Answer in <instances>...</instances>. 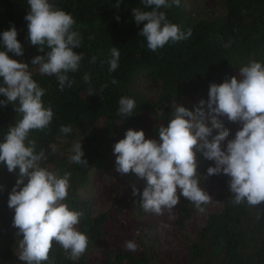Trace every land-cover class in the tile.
<instances>
[{
	"label": "trees",
	"instance_id": "trees-1",
	"mask_svg": "<svg viewBox=\"0 0 264 264\" xmlns=\"http://www.w3.org/2000/svg\"><path fill=\"white\" fill-rule=\"evenodd\" d=\"M50 2L73 16L76 21L73 30L81 34V46L74 51L82 53L83 59L79 70L69 73L75 81L73 86H65L63 91L59 90L54 76H42L38 66L31 65L32 58L43 53L28 39V22L24 19L28 12L27 0H0V33L15 25L17 39L23 47L22 56L11 52L8 55L29 64L33 79L45 89L44 107L51 106L54 113L50 125L44 130H31L28 140L35 142L36 152L45 150L47 160L42 161L41 166L58 170L61 176L71 173L65 203L71 210L83 213L77 228L89 240L86 252L75 261L66 259L64 250L53 241L49 260L42 264H264V202L257 207L246 202L234 205L227 175L220 174L217 178L221 208L208 214L182 255L164 251L148 233L140 236L137 252L114 246L107 227L122 204L114 211L96 212L92 200L78 193L86 184L110 193L112 185L105 181L115 167L113 146L124 138L127 129H143L159 139V127L167 125L177 104L194 110L201 99L207 101L211 83L238 77L239 68L251 59L264 63V0H219L222 14L201 17L190 15L184 0H180L179 6L173 4L171 8L161 9L181 31L191 28L192 35L169 42L155 52L147 48L145 38L139 34L143 24L137 25L132 16V8L143 7L141 0H122L119 8L115 7L117 0ZM112 47L118 48L120 58L117 69L109 72ZM0 50H3L2 45ZM93 55L97 60L90 63ZM85 73L90 76L88 82L83 79ZM139 73L160 82L155 97L147 98L135 89L133 79ZM113 78L117 84L110 82ZM105 84L107 87L102 88ZM89 90L95 94L89 95ZM122 96L136 102L130 117L117 114ZM4 99L0 94V100ZM19 119L20 114L13 104L0 105V142L9 126ZM208 124L210 126V120ZM61 125H70L72 131L61 133ZM224 126L229 128L228 122H224ZM217 131L213 130V135ZM80 140L87 167L69 160L72 145ZM25 143L27 145V141ZM197 161L203 187V176L213 161L205 159L201 153H197ZM17 175L18 169L9 173L6 166L0 164V186H3L0 188V264H25L15 253L22 236H16L17 229L12 225L14 210L7 204ZM145 186L146 180L140 178L136 186L139 194L133 197V205L143 214L146 212L140 200ZM175 210V225L179 228H184L197 211L183 196ZM94 256L99 259L95 260Z\"/></svg>",
	"mask_w": 264,
	"mask_h": 264
},
{
	"label": "clouds",
	"instance_id": "clouds-1",
	"mask_svg": "<svg viewBox=\"0 0 264 264\" xmlns=\"http://www.w3.org/2000/svg\"><path fill=\"white\" fill-rule=\"evenodd\" d=\"M121 2L117 0L115 7L119 8ZM141 3L143 7H134L131 11L136 24H143L139 34L145 38L150 51L191 37V28L181 31L161 10L173 4L179 6L180 0H141ZM27 5L24 19L28 22V39L43 53L33 57L31 65L38 66L42 76H54L60 91L65 86L71 88L75 81L69 73H76L83 59L82 53L74 51L81 46V34L73 30L76 21L50 0H27ZM116 19L119 20V16ZM17 35L15 25L0 33L3 46L0 94L5 97L0 105L13 104L20 114V119L9 126L0 142V164L5 165L9 173L18 169L7 201L9 209L14 210L12 225L17 229L16 236H22L18 259L25 264H42L49 260L55 241L64 250L66 259L75 261L89 244L88 236L77 228L83 213L71 210L65 203L71 173L61 176L58 170L41 166V162L47 160L46 152L44 149L36 152L35 142L28 140L31 130H44L50 125L54 113L51 106L44 107L45 89L33 79L29 64L8 55L9 52L23 55ZM119 58L118 48L112 47L109 72L117 69ZM96 60L93 55L90 63ZM83 79L88 82L90 76L85 73ZM110 82L118 83L115 78ZM105 87L107 84L102 85ZM88 94L95 92L89 90ZM135 107L133 98L122 96L117 114L130 117ZM221 118L242 125L234 138L227 139L224 148L221 141L229 137L231 130L224 126ZM59 130L68 134L72 128L61 125ZM213 130H218L215 135ZM158 134L159 139L146 138L142 129L129 128L124 138L113 146L116 171L121 175L132 172L146 180L140 200L145 212L163 215L166 211L171 219L181 196L198 212H205L204 205L211 202L212 196L200 186L197 153L214 162L207 168L206 176L230 177L234 205L245 202L253 207L261 205L264 202V63L251 59L239 68L238 77L211 83L207 101L201 99L194 110L177 104L172 118L166 126L161 124ZM71 153L72 163L87 167L81 140L72 145ZM132 194H139L135 185ZM256 218L259 220L260 215ZM124 246L133 252L138 247L133 240L125 241Z\"/></svg>",
	"mask_w": 264,
	"mask_h": 264
},
{
	"label": "rangeland",
	"instance_id": "rangeland-1",
	"mask_svg": "<svg viewBox=\"0 0 264 264\" xmlns=\"http://www.w3.org/2000/svg\"><path fill=\"white\" fill-rule=\"evenodd\" d=\"M186 11L194 16H210L222 14V8L219 0H184ZM23 62V60H18ZM133 86L137 91L147 98L155 97L160 89V82L153 81L148 78L144 73L137 74L133 79ZM207 110V109H205ZM224 122H228V127L231 130L229 137L221 141V147H226L227 139H232L235 132L242 127L241 124L232 123L227 121L226 118H221ZM141 130V129H138ZM143 130V129H142ZM144 131V130H143ZM145 132L146 138L158 139L149 133ZM56 146L53 145L54 148ZM113 159L116 157L113 153ZM214 162L211 164L213 165ZM218 175L203 176V187L212 196L211 202L205 205V212L200 213L196 211L193 216L186 222L184 228H179L175 225L176 210L173 209L172 218H169L168 213L165 211L163 215H156L154 213H139L138 209L133 205V185L137 186L138 178L134 173L121 175L113 168L112 175L106 179L105 184L112 185L110 193L103 192V190L96 185L86 184L78 190L81 197L92 200V208L96 212L111 210L114 211L122 204V209L118 213H114L108 224L110 230V242L122 249H126L124 242L133 240L137 243L138 247L135 252L140 249V236L143 233L152 235L159 246L164 251L176 255L184 254L190 243L201 230L208 214L217 211L221 208V200L219 199V188L217 185ZM167 224L168 227H163ZM19 249L15 251L18 254ZM98 257V256H97ZM94 256L95 260H98ZM6 264V263H4Z\"/></svg>",
	"mask_w": 264,
	"mask_h": 264
}]
</instances>
